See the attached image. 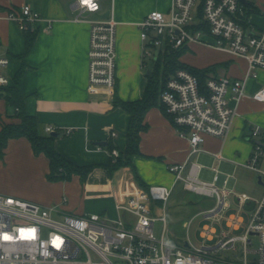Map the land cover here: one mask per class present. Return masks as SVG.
I'll use <instances>...</instances> for the list:
<instances>
[{"label": "crops", "instance_id": "0c3cea01", "mask_svg": "<svg viewBox=\"0 0 264 264\" xmlns=\"http://www.w3.org/2000/svg\"><path fill=\"white\" fill-rule=\"evenodd\" d=\"M75 2L0 0V57L11 59L7 72L14 86L23 65L18 56L26 51V36L17 22L10 18V14L21 12L26 5L31 6L43 20L36 25L37 40L26 58L28 68L20 80L26 111L36 117L44 133L52 127L57 133L63 134L55 141V149L59 154L76 165L96 168L86 182L79 176L68 182H51L47 178L50 172L49 159L44 155L36 156L27 139L11 140L0 163L10 158L14 160L17 169L30 177L31 193L16 192L0 185V194L55 207L61 214H100L111 221L121 218L133 221L132 216L119 211L117 206L127 203L136 189L173 187L166 209L169 229L167 238L171 237L168 239L170 243L175 236L184 238L182 244L175 243L178 246H211L217 242L223 230L233 234L241 233L243 228L231 229L227 222L226 228L221 231L209 223L204 224L200 230L194 228L195 216L191 212L196 207L195 203L188 198L183 185L175 183L176 178L170 172V167L187 164L188 170L191 163L197 161L205 167L202 177L209 181L213 180V169L223 173L222 179L225 178L224 174H234L235 179L237 169L244 167L250 159L252 144L249 137L252 128L264 127V113L259 112H264V103L253 100V95L264 88V71L259 73L258 78L249 79L247 97L237 107L227 138L206 137L200 146L201 152L190 157L188 138L181 134V129L173 123L168 112L166 114L161 107H154L145 117L147 130L141 135L140 155L132 158L130 167L109 176L106 167L114 158L108 147L118 150L120 154L126 152L131 122L126 111L115 107V100H142L149 84L148 71L153 72L155 69L152 65L145 68L139 24L153 11L167 12L173 0H113L111 10H107L100 0L101 12L85 13L82 16L75 10ZM108 11L112 12L118 24L117 84L115 92L111 94L103 88L96 92L89 90L91 22L101 19ZM255 18L257 16L251 17V21L254 22ZM49 24L51 30L47 29ZM203 49L215 52L212 56L214 60L209 65L202 67L187 61ZM188 50L181 62L197 69L230 63L228 68H221L213 77L243 79L248 73V62L228 52L198 43L190 45ZM17 123L18 119L9 117L7 102L0 99V132L2 125ZM113 133L117 136L113 137ZM101 143L106 145L102 146ZM0 168L3 169V166ZM233 184L231 182L230 185ZM259 186L262 192L251 189L249 193L238 191L235 186L236 194H247L253 200H258L264 194L263 186ZM237 195L232 199L239 208L242 206V210L248 211L254 206L252 202L242 205ZM208 229L213 234L207 238Z\"/></svg>", "mask_w": 264, "mask_h": 264}, {"label": "built area", "instance_id": "2783aa9c", "mask_svg": "<svg viewBox=\"0 0 264 264\" xmlns=\"http://www.w3.org/2000/svg\"><path fill=\"white\" fill-rule=\"evenodd\" d=\"M94 2L98 4L95 11H90L81 0H76L74 8L81 16L101 12L100 0ZM255 8L259 13L248 16L240 0L200 3L173 0L167 12L153 11L139 24L145 68L155 66L160 54L179 51L194 43L248 62L245 78L213 77L204 88L187 70L177 71L168 80L161 101L181 134L188 138L190 157L201 152L206 137H228L237 107L247 97L249 79L258 78L264 71V6L255 4ZM253 16L261 17L263 25L252 22ZM10 18L23 33L35 30L43 20L29 5L19 13L12 12ZM117 25L112 12L109 19L91 22L90 92L99 88L108 94L115 92L119 59ZM47 29H52L51 24ZM10 63V58L0 57V89L13 86L7 72ZM253 100L264 103V88L253 95ZM46 131L56 132L52 127ZM249 141L252 153L243 166L256 173L264 188V127L254 126ZM111 155L117 159L120 152L113 150ZM204 169L194 161L188 170L187 164H180L171 166L170 172L175 175V183H181L186 192L215 199L207 219L220 222L226 218L231 229L243 228L244 233L223 230L211 246L170 243L166 209L173 187L136 189L127 203L117 206L133 221L123 218L111 221L100 214H61L55 207L0 194V264H264V194L258 200L247 194L237 195L234 174H224L222 179L223 173L213 169L214 177L209 181L202 177ZM235 195L242 205L254 204L247 211L250 222L246 226L241 215L229 214ZM158 224L161 230H157ZM212 234L211 230L206 231L207 238ZM229 251L237 254L235 259H222L220 255Z\"/></svg>", "mask_w": 264, "mask_h": 264}, {"label": "trees", "instance_id": "16d2710c", "mask_svg": "<svg viewBox=\"0 0 264 264\" xmlns=\"http://www.w3.org/2000/svg\"><path fill=\"white\" fill-rule=\"evenodd\" d=\"M248 1V0H247ZM249 2V1H248ZM247 15L259 13L255 8V3L249 2L246 6ZM26 36V51L23 55L18 56L23 61V65L15 79V85L0 89V99H4L9 108V117L19 120L17 124H4L0 132V161L5 157L11 140L27 139L32 146L36 156L44 155L49 159L50 172L47 178L51 182H68L75 176H79L83 182H86L95 170V166H79L64 158L55 149L54 138L49 133H44L35 116L27 113L25 108V99L21 93L20 80L24 76L28 65L26 58L33 49L37 40V30H28L24 33ZM188 48L179 51H172L166 54H160L156 61L155 69L149 76V84L142 100L137 102H122L118 98L115 100V107L122 108L130 117V127L128 132V146L124 154L114 159L106 167L109 176H113L118 170L130 167L132 158L140 155L141 135L147 130L145 117L148 111L154 107H161L167 114V109L161 101V95L170 77L179 70H187L194 74L202 88L213 75L221 68H228L230 63L214 65L205 69H197L181 62V58L188 52ZM216 78V77H214ZM170 116V115H169ZM172 119V117L170 116ZM173 121V119H172ZM174 123V122H173ZM112 152L114 148L108 147ZM148 190V188H145Z\"/></svg>", "mask_w": 264, "mask_h": 264}, {"label": "rangeland", "instance_id": "374dc122", "mask_svg": "<svg viewBox=\"0 0 264 264\" xmlns=\"http://www.w3.org/2000/svg\"><path fill=\"white\" fill-rule=\"evenodd\" d=\"M102 3L106 6L107 10H111L113 5V0H101ZM251 3H258L260 6H264V0H248ZM201 0H199V3ZM254 23L262 26L263 25V19L259 16L254 19ZM214 51L210 49H203L198 50L196 54H193L190 56V58L187 59V61L190 64H195L198 66H207L214 60ZM263 79V78H262ZM260 113H264L263 111H259ZM258 112V113H259ZM3 166V169L0 168V185H4L8 189L15 190L16 192H25L24 194H30V177L27 174H24L19 169H17L14 160L8 159L4 163H0ZM235 179L237 181V190L242 192L249 193L251 189H256L257 191H261L262 187L258 184V177L255 172L245 168L240 167L235 172ZM262 192V191H261ZM259 194L256 195L258 198ZM188 198L193 200L195 203V208L191 212L193 216H195L194 219V228L197 230H200L204 224H211L216 226L220 231L223 228H226V218H224L222 221L217 222L213 221V219L206 220L205 216L207 212L213 208L216 204L215 199L207 198L203 196H199L196 194L188 193ZM236 213L238 215H241V217L244 218V226H246L250 222V215L247 211L242 210L240 211V208L238 205H236L232 199V208L230 210L229 214ZM157 230H160V225H157ZM244 231V230H243ZM238 233L242 234L244 232ZM167 239H171V237L168 236ZM172 244L175 245V243L182 244L184 241V238H176L174 236ZM199 245V244H197ZM222 259H231L234 260L235 256H237L236 253L229 251L224 252L221 255Z\"/></svg>", "mask_w": 264, "mask_h": 264}, {"label": "water", "instance_id": "95a60500", "mask_svg": "<svg viewBox=\"0 0 264 264\" xmlns=\"http://www.w3.org/2000/svg\"><path fill=\"white\" fill-rule=\"evenodd\" d=\"M245 6H248L249 2L247 0H240ZM111 17V11H108L106 12L103 16H102V19H109ZM247 33L249 34L250 33V30L247 31ZM159 51L156 52V55L158 56L159 55ZM148 75L151 76L152 75V72L151 70L148 71ZM62 133H57V132H53L51 134V136H53L54 138H61L62 137ZM260 143V142H258ZM101 145H106V144H103L101 143ZM264 145V144H262ZM258 182H259V185H262L263 186V182L261 181V179H258Z\"/></svg>", "mask_w": 264, "mask_h": 264}, {"label": "clouds", "instance_id": "9594fccd", "mask_svg": "<svg viewBox=\"0 0 264 264\" xmlns=\"http://www.w3.org/2000/svg\"><path fill=\"white\" fill-rule=\"evenodd\" d=\"M81 2L87 5L90 11H95L98 8V4H96L94 0H81Z\"/></svg>", "mask_w": 264, "mask_h": 264}]
</instances>
